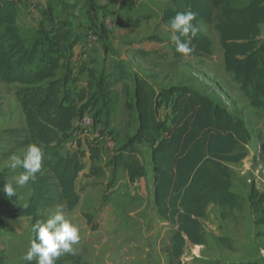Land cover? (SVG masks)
I'll use <instances>...</instances> for the list:
<instances>
[{"label": "rangeland", "instance_id": "obj_1", "mask_svg": "<svg viewBox=\"0 0 264 264\" xmlns=\"http://www.w3.org/2000/svg\"><path fill=\"white\" fill-rule=\"evenodd\" d=\"M210 2L212 22L197 24L210 41V56L187 57L175 52L171 33L160 23L162 13L172 7L170 0H16V25L26 45L31 46L38 38L41 26H48V17L67 23L70 42L76 44L67 52L66 65L73 74H79L76 89L86 86L87 71L92 70L96 77L109 78L113 91L109 115H105L101 102L84 110L92 121L89 134L99 137L103 151L93 162L87 155L81 158L84 170L75 183L78 205L73 210L66 208L57 181L45 163L53 158L52 152H44L41 170L36 173L46 181L48 192L39 216L46 220L60 205L66 218L80 228L81 241L75 254H64L57 263L73 264V258L78 257L88 264H264V227L250 200L252 185L264 195V107L255 108L251 91L243 89L225 70L217 31L222 10L242 7L245 2ZM259 30V45L264 46V25ZM150 37L153 40L149 41ZM117 63L123 66L126 77H119ZM81 69L84 72L80 74ZM63 74L61 68L58 75ZM135 76L146 79L156 91L179 85L196 90L243 120L249 136L243 150L245 158L226 165L231 174L230 191L242 208L230 211L210 204L200 220L204 245L186 243L179 258L173 257L172 249L176 228L160 217L154 205L150 148L145 143L136 145L146 176L133 183L123 170L112 165L117 150L137 130ZM19 89L18 84L0 81V174L16 188V200H8L0 208L4 264H26L22 257L33 239L30 219L17 217L12 211L27 205L31 186L30 182L23 187L15 185L14 178L24 170L9 168V157L23 156L28 145L35 143L17 100ZM82 141L74 122L68 139L56 151L62 156L80 153L85 149L78 147ZM220 239H227L232 249Z\"/></svg>", "mask_w": 264, "mask_h": 264}, {"label": "trees", "instance_id": "obj_2", "mask_svg": "<svg viewBox=\"0 0 264 264\" xmlns=\"http://www.w3.org/2000/svg\"><path fill=\"white\" fill-rule=\"evenodd\" d=\"M170 1L172 7L160 17L162 25L177 13L186 11L196 13L193 21L196 27L198 23L209 24L213 20L210 0ZM243 1L242 7L222 10L217 31L225 70L243 89L251 91V104L263 108L264 46L259 45L258 38L259 26L264 25V0ZM16 18V0H0V81L20 85L16 96L27 129L45 153L52 152L53 158L46 159L45 163L57 181L66 208L73 210L79 203L75 183L84 170L81 158L87 155L92 162L98 160L103 148L99 137L94 135L84 137L78 144L80 150L85 147L80 153L62 156L56 150L68 139L74 122L92 104L101 102L105 115H109L113 103L112 85L109 78L96 77L88 70L86 86L76 89L79 74H73L66 65L67 52L76 44L70 42L67 23L48 17V26H41L38 38L28 46L19 32ZM190 46L194 52L187 57L210 56V41L200 30ZM61 68L64 74L59 76ZM115 69L119 77L127 76L121 63H117ZM83 72L81 69L80 74ZM134 104L136 133L117 150L112 165L123 170L133 183L146 176L136 145L145 143L150 148L154 205L160 217L176 228L172 249L173 257L179 258L186 243L204 245L200 220L210 204L230 211L242 208L238 197L230 191L231 174L226 165L238 164L245 158L243 150L248 143V132L243 120L184 85L156 91L146 79L135 76ZM5 183L4 175L0 174V208L8 200H16L15 196L7 197L2 191ZM30 186L27 205L14 207L12 211L17 217L30 219L34 238L33 225L43 220L39 210L48 192L43 178L36 177L34 182L30 181ZM250 200L252 208L260 214L259 224L264 227V195L253 185ZM220 241L227 249H232L227 239ZM4 262L0 250V264ZM31 264H36V260ZM73 264L88 263L74 257ZM171 264L180 263L172 261Z\"/></svg>", "mask_w": 264, "mask_h": 264}, {"label": "clouds", "instance_id": "obj_3", "mask_svg": "<svg viewBox=\"0 0 264 264\" xmlns=\"http://www.w3.org/2000/svg\"><path fill=\"white\" fill-rule=\"evenodd\" d=\"M196 13L192 11L177 13L165 28L171 33V42L175 51L183 56H191L194 48L190 46L199 31L193 21ZM45 153L41 146L33 143L28 145L26 152L21 155L12 154L9 157L8 167L22 168L24 171L14 178L17 187H23L30 181H35L36 173L41 170ZM2 191L7 197L16 193L13 183H5ZM34 238L22 259L26 262L36 260V264H56L64 254H75L80 244V228L66 218L64 207L58 205L55 211L43 221L33 225Z\"/></svg>", "mask_w": 264, "mask_h": 264}, {"label": "built area", "instance_id": "obj_4", "mask_svg": "<svg viewBox=\"0 0 264 264\" xmlns=\"http://www.w3.org/2000/svg\"><path fill=\"white\" fill-rule=\"evenodd\" d=\"M90 39L95 40L96 37H92ZM75 126L78 132L80 133L81 138L91 137V135L89 134V130L92 127V121L88 114H84L81 117H79L75 122Z\"/></svg>", "mask_w": 264, "mask_h": 264}]
</instances>
